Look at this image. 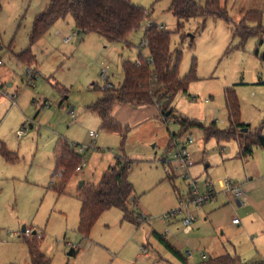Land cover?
I'll list each match as a JSON object with an SVG mask.
<instances>
[{
  "label": "rangeland",
  "instance_id": "1",
  "mask_svg": "<svg viewBox=\"0 0 264 264\" xmlns=\"http://www.w3.org/2000/svg\"><path fill=\"white\" fill-rule=\"evenodd\" d=\"M47 1L0 0V84L17 94L13 111L21 116L0 127V140L18 157L8 161L0 152V264H31L29 247L19 237L24 225L31 230L27 235L37 231L49 264H183L154 230L189 264L226 253L245 261L262 260L264 147L252 146L249 155L241 150L264 135V45L260 56L255 54L257 37H251L243 48H231L239 42L232 32L234 25L219 18L194 17L179 28L171 0H132L148 9L150 17L128 42H109L96 33L80 35L69 16L31 44L35 16ZM196 1L204 5L207 0ZM221 3L236 24L247 12L261 11L264 26V0ZM151 24L172 32L173 57L182 53L180 75L195 68L197 79L188 93L174 100L175 116L184 115L206 126L216 121L226 129L230 123L225 89L233 87L241 105V121L250 125L242 141L206 140L201 128L173 137L180 132L179 123L174 118L165 121L155 104L118 103L111 117L123 131L103 127L89 106L103 96V90L123 83L124 61H137L141 51L144 57L149 55L141 44ZM69 36L72 40L66 42ZM29 48L35 57L34 77L28 75L31 65L19 58ZM91 132L97 137H91ZM189 136L196 139L188 149L194 161L190 172L199 191L204 193L206 183H211L217 193L220 181L224 188L225 181H230L246 190L249 198L239 206L225 190L199 207L190 206L196 221L193 230L186 232L184 205L193 185L177 169L173 144ZM60 138L77 144V149L86 148L83 171L74 175L63 194L52 187L60 181L59 175L52 177ZM118 155L133 160L130 180L139 197L137 212L146 221L134 224L124 218L121 209L112 208L102 214L88 237L83 236L78 230L80 178L88 184L98 183ZM163 159L168 161L163 163ZM183 207L184 212H177L170 222L161 218ZM234 218L241 224L235 225ZM72 249L75 253L70 255Z\"/></svg>",
  "mask_w": 264,
  "mask_h": 264
},
{
  "label": "trees",
  "instance_id": "2",
  "mask_svg": "<svg viewBox=\"0 0 264 264\" xmlns=\"http://www.w3.org/2000/svg\"><path fill=\"white\" fill-rule=\"evenodd\" d=\"M170 9L178 18L179 28L186 20L194 17H214L233 24L232 32L239 42L231 48H243L251 37H257L259 41L255 54L260 56V47L264 45L261 11L247 12L244 19L236 24L221 0H207L204 5L196 0H171ZM69 16L72 17L80 35L96 33L109 42H128L130 35L139 30L150 17V12L132 0H49L46 7L35 16L30 34L31 44L41 39L59 20L67 19ZM143 42L144 47L149 50V55L144 57L142 51L139 53L137 61L141 62L140 65L137 61H124L123 83L119 87L110 86L103 90V96L89 106L92 112L100 116L105 129L113 132L123 131V126L111 117L118 103L136 106L155 104L161 109L165 121L174 118V121L179 123L180 132L173 137L181 138L191 129L201 128L206 140L213 137L218 141L244 139L245 129L250 128V125L241 121V105L233 87L225 89L230 123L228 128H219L216 121L206 126L184 115L175 116L174 100L179 94L188 93L191 82L197 79L195 68L186 76L180 75L182 53L179 52L173 57L171 31L157 24H151L145 30ZM261 57L264 60V53ZM19 58L28 65L35 63L31 48L19 55ZM149 60L151 63H148ZM169 111L171 114L167 116ZM254 145L264 147V135H258L252 143L245 146L241 150L242 154H252ZM0 152L8 161H15L18 158L1 141ZM55 156L56 166L53 175L57 176L59 173L61 175H59L60 181L54 182L52 187L58 194H63L66 193L69 183L76 174L77 167L83 166L85 156L78 152L77 144L71 143L66 138L58 140ZM132 168V159L125 155H118L115 164L103 174L98 183H86L81 188L78 230L83 236L88 237L102 214L112 208L121 209L124 212V218L134 224L140 225L146 221V217L135 209L137 199L133 197L136 191L130 180ZM154 233L177 257L182 259L183 264H189L165 236ZM24 240L29 247L31 264H49V258L41 250V238L38 233L24 236ZM197 264H264V259L244 261L239 255L226 253L209 256Z\"/></svg>",
  "mask_w": 264,
  "mask_h": 264
},
{
  "label": "built area",
  "instance_id": "3",
  "mask_svg": "<svg viewBox=\"0 0 264 264\" xmlns=\"http://www.w3.org/2000/svg\"><path fill=\"white\" fill-rule=\"evenodd\" d=\"M72 40V36H69L65 39L66 42H70ZM145 44L144 42L141 44V48L144 47ZM1 49V46H0ZM3 61L0 57V64H2ZM148 63H151V60L148 61ZM137 64L140 65L141 62L137 61ZM34 71H35V65H31V67L28 68V75L31 77L34 75ZM17 94L12 95V98H16ZM91 137L96 138L97 137V133H91ZM195 138L193 136H189L187 137L185 140L183 141H178L174 143L175 146V157H176V161L178 163V167L177 169L181 170L182 172V176L184 179L188 180L190 182L191 185H193V187L191 188L190 191V196L189 199L186 200L185 202V208L188 209L190 206H201L203 205L206 201L213 199L214 197H216V190L214 188V185H212L211 183H206V191L204 193H201L199 191V187L197 185V182L195 181V179L192 177L190 169L192 168V166L194 165V161L192 159V155L188 149V147L190 145H192L195 142ZM86 148L85 147H79L78 148V152L83 154L85 153ZM167 159H163V163L167 162ZM82 169V167H77V171H80ZM58 175H61V173H59ZM225 187L227 191H230L232 193V197L234 199V201H236V203L239 206H243L246 205L247 203V192L243 189H241V187L237 184H234L230 181H225ZM181 208L178 209L177 211H172V212H168L165 215H162L161 218L164 221L169 222L171 218H173L175 216V214L177 212H181ZM196 221V218H194L193 214L191 212L186 213L185 217L183 218V224H184V229L186 232H190L192 231V226L193 223ZM241 222V220L239 218H235L233 219V223L234 224H239ZM25 233L27 234H31V230L29 228L26 229Z\"/></svg>",
  "mask_w": 264,
  "mask_h": 264
},
{
  "label": "crops",
  "instance_id": "4",
  "mask_svg": "<svg viewBox=\"0 0 264 264\" xmlns=\"http://www.w3.org/2000/svg\"><path fill=\"white\" fill-rule=\"evenodd\" d=\"M48 2H49V0L44 4L45 5V7H46V5L48 4ZM66 39V38H65ZM35 65V64H34ZM31 77H34V75L33 76H31ZM122 84V83H121ZM14 84L13 83H11L9 86H13ZM111 86H113V85H111ZM14 94H16V93H14ZM14 94H12V92H9V91H7V90H5V88H4V85H1L0 84V127H1V125H3L4 123H6V122H10L11 120H13V119H15V118H21V116L18 114V113H16V112H14L13 110L16 108V106L18 105V101H17V97L16 98H12V95H14ZM34 101H36L35 99H34ZM21 131V130H20ZM20 131H18V133H20ZM92 133V132H91ZM91 135V134H90ZM1 142H3L4 144H5V142L4 141H2V140H0ZM6 145V144H5ZM83 154H85V153H83ZM54 156H55V151H54ZM55 162H56V156H55ZM85 163H86V161L84 162V164H83V166H82V169L80 170V171H76V173H80V172H82L83 171V167H84V165H85ZM56 166V165H55ZM55 170V169H54ZM53 174H54V171H53ZM52 174V177L54 176ZM81 176V175H80ZM80 179H83V181H84V184L81 186V187H83L86 183H87V180L86 179H84L83 177H81ZM214 188H215V186H214ZM217 189V188H216ZM215 189V190H216ZM220 192H225V190H226V188H224V185H223V181H220ZM246 191V190H245ZM220 192H217L216 193V197H217V194L218 193H220ZM247 192V191H246ZM226 193V192H225ZM215 198V197H214ZM247 198H249L248 197V192H247ZM133 199H137V202H136V205H135V209L137 210V209H140L139 208V197H138V195H137V193H135V195H134V197H133ZM186 202V201H185ZM248 202V201H247ZM247 204V203H246ZM184 207H185V205H184ZM184 207L183 208H181V213L182 212H184ZM190 208V207H189ZM189 208L188 209H186V212L188 211V212H191L190 210H189ZM178 209H180V208H178ZM80 210H81V206H80ZM141 213V212H140ZM192 213V212H191ZM142 214V213H141ZM143 216H145L144 214H143ZM146 217V216H145ZM185 217V216H184ZM183 217V218H184ZM235 219V218H234ZM164 222H167V221H164ZM170 222V221H169ZM239 224H241V222L239 223ZM239 224H235V225H239ZM23 227H26L25 225L23 226ZM26 229H27V227H26ZM193 230V229H192ZM36 231V230H35ZM35 231H33L32 232V234H36L37 233V231H36V233H35ZM22 233L19 235V237L20 238H23L24 239V236H30V235H27L24 231H23V228H22V231H21ZM154 232H156V230H154L153 231V233ZM191 232V231H190ZM158 233V232H157ZM73 251H74V253H75V250L73 249ZM150 254H151V252H148L147 253V255L148 256H150ZM264 259V258H263ZM31 260V259H30ZM245 261V260H244ZM10 263H16V262H9V263H7V264H10Z\"/></svg>",
  "mask_w": 264,
  "mask_h": 264
},
{
  "label": "water",
  "instance_id": "5",
  "mask_svg": "<svg viewBox=\"0 0 264 264\" xmlns=\"http://www.w3.org/2000/svg\"><path fill=\"white\" fill-rule=\"evenodd\" d=\"M171 113H170V111L169 112H167V116H169ZM246 132L248 131L247 129L245 130ZM84 184V181H82L81 182V186ZM23 231L25 232L26 231V227H23ZM35 233H36V231H35ZM74 254V251H73V249L71 250V252H70V255H73Z\"/></svg>",
  "mask_w": 264,
  "mask_h": 264
}]
</instances>
